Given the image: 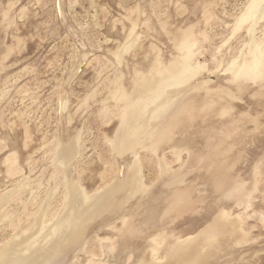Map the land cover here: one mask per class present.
I'll use <instances>...</instances> for the list:
<instances>
[{"label":"rangeland","instance_id":"rangeland-1","mask_svg":"<svg viewBox=\"0 0 264 264\" xmlns=\"http://www.w3.org/2000/svg\"><path fill=\"white\" fill-rule=\"evenodd\" d=\"M254 1L0 0V264H264Z\"/></svg>","mask_w":264,"mask_h":264},{"label":"bare ground","instance_id":"bare-ground-1","mask_svg":"<svg viewBox=\"0 0 264 264\" xmlns=\"http://www.w3.org/2000/svg\"><path fill=\"white\" fill-rule=\"evenodd\" d=\"M258 1H259V0H255L254 2L258 3L259 5H262V2H261V1L258 2ZM142 8H143V7H142ZM259 8H260V6H258L255 10H259ZM254 12H256V11H254ZM71 29H72V28H71ZM74 32H75V31H74ZM131 73H132V72H131ZM132 74H133V73H132ZM134 78H135V77H134ZM136 79H137V78H136ZM136 79H135V80H136ZM133 81H134V80H133ZM142 83H144V82H142ZM135 84H136V83H135ZM140 85H141V84H140ZM144 85H145V83H144ZM144 88H146V87H144ZM142 89H143V88H142ZM144 91H145V90H144ZM86 106H87V105H86ZM133 108H134V107H133ZM146 111H147V110H146ZM148 111H149V109H148ZM135 115H137V114H135ZM139 117H140V115H139L137 118H139ZM145 118H147L146 115H145ZM140 120H141V119H140ZM137 127H138V126H137ZM139 128H140V127H139ZM137 130H138V129H137ZM68 131H69V130H68ZM143 131H144V130H143ZM145 131H146V130H145ZM143 133H144V132H143ZM154 138H156V137H154ZM154 138H153V139H154ZM137 144H138V143H137ZM132 145H133V144H132ZM131 147H132V146H131ZM130 150H131V149H130ZM70 158H71V157H70ZM124 162H125V161H124ZM70 163H71V162H70ZM126 164H127V163H126ZM131 166H132V165H131ZM131 166H130V167H131ZM126 167H127V165H126ZM132 167H133V166H132ZM134 167H135V166H134ZM70 169H71V168H70ZM132 169H133V168H132ZM132 169H131V172H132V173L130 172L131 174L134 173ZM134 170H135V169H134ZM135 171H136V170H135ZM130 173H128V175H129L128 177H131V180H133V176H131ZM134 176H135V175H134ZM127 179H129V178H127ZM129 180H130V179H129ZM127 183H128V180H127ZM127 183H126V184H127ZM137 185H138V184H137ZM123 186H125V185H123ZM138 188H139V187H138ZM119 189H120V188H119ZM120 190H121V189H120ZM130 190H131V188H130ZM137 190H138V189H137ZM118 192H119V191H118ZM132 192H133V191H132ZM139 192H140V191H139ZM145 193H146V192H145ZM137 194H138V193H137ZM130 195H131V194H130ZM67 196H68V195H67ZM141 196H142V195H141ZM135 197H136V196H135ZM132 198H133V196H132ZM146 199H147V197H146ZM150 199H151V198H150ZM128 210H129V209H128ZM125 211H126V210H125ZM123 213H124V212H123ZM126 215H127V214H126ZM111 220H112V219H111ZM110 222H111V221H110ZM104 224H105V223H104ZM218 228H219V227H218ZM73 230H74V229H73ZM74 231H76L75 234L78 235L77 230H74ZM74 231H73V232H74ZM218 233H219V232H218ZM73 235H74V234H73ZM228 236H229V235H228ZM224 238H225V237H224ZM224 238H223V239H224ZM227 238H228V237H227ZM228 239H229V238H228ZM231 244H232V243H231ZM133 245H134V244H133ZM196 246H197V245H196ZM211 246H212V245H211ZM222 246H223V245H222ZM54 247H56V246L54 245L53 248H54ZM189 247H190V246H189ZM189 247H187V248H189ZM218 247H219V246H218ZM234 247H235V246H234ZM133 248H134V247H133ZM206 248H207V247H206ZM219 248H220V247H219ZM37 249H38V248H37ZM37 249H36V250H37ZM54 249H55V248H54ZM56 249H57V248H56ZM175 249H176V248H175ZM222 249H223V248H222ZM132 250H133V249H132ZM188 250H189V249H188ZM191 250H192V249H191ZM16 251H18V250H16ZM183 251H184V250H183ZM212 251H213V250H212ZM30 252H31V251H30ZM14 253H16V256L18 255L17 252H14ZM31 253H32V252H31ZM185 253H186V252H185ZM189 253H190V252H189ZM180 254H181V253H180ZM221 254H222V253H221ZM13 255H14V254H13ZM13 255H12V256H13ZM28 255H29V254H28ZM187 255H188V254H187ZM231 255H232V254H231ZM9 256H10V255H9ZM12 256H11V257H12ZM29 256H30V255H29ZM32 256H33V255H32ZM121 256H122V255H121ZM178 256H179V255H178ZM225 256H226V255H225ZM0 257H2V256H0ZM27 257H28V256H27ZM182 257H183V256H182ZM186 257H187V256H186ZM239 257H240V256H239ZM242 257H243V256H242ZM14 258H15V257H14ZM19 258H20V257H19ZM68 258H69V256H68ZM211 258H213V257H211ZM233 258H234V257H233ZM23 259H24V258H23ZM116 259H117V258H116ZM0 260H1V259H0ZM21 260H22V259H21ZM176 260H179V259H176ZM216 260H217V259H216ZM9 261H12V260H9ZM16 261H17V259H16ZM22 261H23V260H22ZM114 261H115V260H114ZM235 261H236V260H235ZM179 262H181V261H179ZM179 262H178V264H179ZM219 263H220V261H219ZM224 263H225V262H224ZM243 263H244V262H243ZM1 264H2V263H1ZM66 264H67V262H66ZM170 264H171V263H170ZM230 264H231V263H230Z\"/></svg>","mask_w":264,"mask_h":264}]
</instances>
